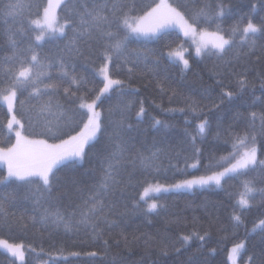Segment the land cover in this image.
Instances as JSON below:
<instances>
[{
	"label": "snow or ice",
	"instance_id": "snow-or-ice-1",
	"mask_svg": "<svg viewBox=\"0 0 264 264\" xmlns=\"http://www.w3.org/2000/svg\"><path fill=\"white\" fill-rule=\"evenodd\" d=\"M2 2L3 0H0V3ZM64 7L66 5L62 4L61 0H47L46 4L41 0H32L27 4L24 0H16L14 3L9 0L4 8L0 9L3 16L17 20L20 25L17 33L21 37L18 40L13 38L14 34L8 35L6 46L11 54L5 55L0 61V96L7 102L9 112L13 113L9 120V128L19 125L21 130L25 129V125L15 115L14 105L18 102L23 110L21 118L26 115L29 124L33 120L32 113L37 108L40 113L48 112L52 115L53 119L44 121L45 131L53 139H59V143L48 144L43 140H28L21 131H16V143L9 148H0V161L7 166L6 175L0 176V184L12 185L13 193L22 192L24 200L32 199L33 215L29 219L34 223L38 220L45 226L63 228L69 232L79 231L84 227L91 229L98 237L102 235L104 226L117 227L128 215L127 211H121L119 208L121 200L132 197L133 209L145 216L158 214L165 208V205L158 202L159 194L191 191L197 187L211 185L222 187L224 180L247 176L258 167L264 171V159L258 157L257 136L248 130L243 133L233 131V126L230 125L226 135L232 141L233 150L222 159L234 162L222 171H212L210 175L183 179L168 185H152L146 178L134 183L137 174L147 177L153 171H159L160 150L145 155L147 150L143 149L140 129L128 123L132 118L134 108L132 103L118 99L116 104L108 109L107 118L97 110L98 102L105 94L120 89V94L123 95L125 82L112 78L113 65L117 70L126 68L129 77L141 66L147 67L148 64H152L154 67L150 71L154 74L160 67V59L152 50L129 49V44L159 40L170 29H179L184 37L192 38L197 57L201 59L215 57L217 61L222 62L214 66L217 70L213 73L214 77H221L215 80V86L220 88L219 103L213 104L209 112L220 108L225 101L230 103L240 98L249 86L255 88V84L248 79L249 73L255 71L251 66L254 62L250 57L257 49V41L264 40V18L259 24L253 22L254 17L249 18L242 31L238 26L227 30L222 27L221 21L232 12V6L222 2L216 5L215 10L211 6H205L188 13L178 10L179 7H185L179 3L177 7H172L161 0V4L136 17L131 15L137 10L135 3L130 5L120 3L118 0H75L61 23L57 9ZM260 7L264 9V0H261ZM256 8L257 4H251L252 12H255ZM25 10L28 16L34 15L36 18L27 19ZM29 24L33 27L29 28ZM201 25L206 27L202 28ZM212 25H215L216 30L209 32L207 27ZM32 33H35L34 38ZM65 38H68L67 43L61 47L57 42ZM46 43L54 44L55 52L42 56L37 49ZM234 48L237 49L234 59H225ZM244 48L248 49L247 53H244ZM0 51H3V48H0ZM92 56L103 61L94 75H101L104 83L91 102H87L94 89L88 87L89 79L78 73L76 62L83 60L86 66H90L89 59ZM168 56L179 58L183 64L182 71L190 70L189 60L185 59L181 52H169ZM258 62L259 58L255 63ZM53 68L57 69V78L61 82L69 81L71 85H76V91H70L69 88L63 90L70 107H65L57 98L60 94L59 84L44 82L53 79L51 72ZM225 78L228 79V84H225ZM255 78L261 81L260 86L264 89V69L259 71ZM232 83L236 85V91L227 90ZM158 86L162 87L160 84ZM25 92L28 95L25 100H21L20 97ZM45 96L48 97L47 100L43 99ZM77 100L80 101L79 105H76ZM30 101H36V104L31 108H25ZM186 103L191 111L204 114V109L196 100L188 98ZM256 103L264 105V96L255 98L250 106L254 107ZM178 111L184 112L185 109ZM117 112L119 119L114 118ZM144 114L145 108L141 104L139 111L135 113L138 123ZM248 115L250 125L246 126V129L247 127L254 129L258 118L261 132L264 133V108L259 117L255 111ZM85 116L86 120L80 131L74 135L69 134ZM151 127L160 131L161 128L166 129L168 125L161 120H155ZM197 128L198 136L203 142L211 131L210 120L207 118L202 120ZM185 133L187 134V130ZM62 136L67 138L60 139ZM219 138L218 124L214 139ZM196 140L197 136H193L191 151L192 156L198 158V164L204 150L196 146ZM33 145H39L40 148L36 150L27 147ZM176 155L178 157L180 153ZM189 158L191 157L186 156L185 160ZM86 159L91 161L93 166L81 172L79 168L83 167ZM197 164L186 163L185 168H195ZM212 167V164L207 166L209 170ZM60 168L67 169L68 173L62 178L56 175ZM256 183L255 179L243 181L244 192L236 201L230 216L236 227L243 223V212L251 209L254 195L264 196V187L258 189L255 187ZM143 184H147V187L143 188L137 201L134 193L129 190ZM149 192L157 194V198L151 199V202H148ZM141 203L147 204V207H141ZM2 208L3 202L0 201V209ZM22 219L23 217L13 220L4 213L0 216V227L11 229L14 225L26 226L21 224ZM256 229L264 233V219L254 224L252 230ZM193 238H198L203 246L208 233L200 235L193 232L182 235L180 237L182 246H190L189 242ZM0 245H3L13 257L24 261L21 245L9 244L5 240H0ZM168 248L169 246H164L162 255H169ZM171 250L176 254L181 251L180 248ZM242 250L247 251L246 241L233 245L229 259H233ZM89 255L95 257L97 253L92 252ZM111 264L123 262L114 258ZM189 264H192L191 258ZM198 264L207 262L200 261ZM247 264H264V250L259 253L258 260L255 253L250 255Z\"/></svg>",
	"mask_w": 264,
	"mask_h": 264
},
{
	"label": "trees",
	"instance_id": "trees-1",
	"mask_svg": "<svg viewBox=\"0 0 264 264\" xmlns=\"http://www.w3.org/2000/svg\"><path fill=\"white\" fill-rule=\"evenodd\" d=\"M9 2L3 0L0 3V9ZM16 2V0H11ZM32 2V0H24V3ZM46 4L47 0H41ZM120 3H128L137 6V10L131 15H143L152 9L158 0H118ZM173 6L177 7L178 3L185 7H179L178 10L191 13L205 6H211L215 10L216 5L221 2L225 5L232 6V12L225 16L221 21L222 27L231 30L233 27H239L242 31L243 27L248 23L249 18H253V22L259 24L264 18V9L260 7L261 0H168ZM75 0H64L62 4L66 7L58 8L57 13L60 22L68 15L69 9L73 7ZM257 4L255 12L251 11V4ZM34 12L35 9H32ZM42 12V9H41ZM27 19H35L34 15L28 16ZM20 27L16 19L5 17L0 14V61L5 55H10L7 44V37L14 34L13 38L20 39L17 29ZM32 28V25H28ZM201 27H206L201 25ZM208 31H215V25L207 27ZM33 38L35 33H32ZM71 32H69V38ZM65 38L57 43L62 47L67 43ZM239 41V37H237ZM184 44L186 51V59L189 60L190 70L182 71L183 66L168 57V52ZM140 48L142 50H152L160 59V67L154 74L150 69L154 66L148 64L147 67L141 66L135 70V74L129 77L126 68L117 70L112 66V78L125 82L123 95L121 90L116 89L105 94L99 101L98 111L107 118L108 109L116 104L117 100H123L125 103H132V118L128 123H132L141 131L140 140L143 142V149H146L145 155L160 150V168L159 171H153L147 177L137 174L136 181H143L145 178L148 183H174L178 180L187 179L197 176H205L211 174L212 171H220L228 167L234 160H225L232 152V141L228 139L226 130L229 126H233V131L243 133L248 130L257 136L256 146L258 148V157L264 159V133L261 132L260 120L257 118L255 128L247 127L250 125L249 113L255 111L257 116L262 112L264 105L253 104L255 98L264 96V89L261 88V81L257 73L264 69V40L257 41V49L250 57L254 63L251 65L255 71L249 73L248 79L255 84V88L249 86L248 90L238 99L225 103L218 109L209 112L208 110L213 104L219 103L220 88L215 86V80L220 79L219 76H213L217 70L214 66L222 63L217 61L215 57L212 59H201L194 54L193 47L190 42L182 37L175 29H170L167 34L163 35L159 40H153L147 43H131L129 49ZM37 51L42 56H47L55 52V45L52 43L43 44ZM237 49H232L225 56V59H234ZM244 53L248 52L244 48ZM259 58V62L255 63ZM243 62V61H242ZM78 73L86 76L90 83L89 88H93L87 102L102 88L103 81L94 75L103 63L102 59L92 56L89 59V65L86 66L83 60L77 62ZM131 66V65H129ZM53 74L52 80H45V83L59 84L60 103L65 107H70L64 97V88L70 91H76V85H71L69 81L61 82L57 77V69H51ZM255 78V79H254ZM225 84L229 81L224 80ZM162 85V87L158 86ZM163 89V90H162ZM207 90V91H205ZM236 91L234 83L227 89ZM31 91V89H29ZM81 91H84L81 89ZM79 94V93H78ZM28 93L25 92L20 97L25 100ZM188 98L196 100L200 107L204 109V114H198L189 109L186 103ZM47 100L48 97H43ZM80 101H76L79 105ZM36 101H30L25 108H31ZM141 104L145 108V114L141 117V122H137L135 113L139 111ZM15 115L21 123L25 125L22 133L30 138H40L49 142H58L59 139H53L50 134L45 131V120H51L54 117L48 112L40 113L37 108L33 115V120L29 124L27 116L21 118L22 109L18 102L15 103ZM175 109L177 111H170ZM185 109L184 112L178 111ZM115 119H119L117 112ZM209 119L211 131L207 139L201 142L198 136L197 125L204 119ZM86 116L79 121L78 126H74V130L69 134L74 135L83 127ZM155 120H161L168 125L166 129L161 128L160 131L152 128L151 125ZM8 113L6 107L0 102V146L8 147L14 143V136L7 131ZM220 131L219 140L214 137ZM159 127V126H158ZM187 130V134L185 133ZM135 135V133H133ZM197 136L196 146L203 148V156L199 158L197 164L196 157L192 156L191 144L192 137ZM66 136L60 139H66ZM155 144V147H153ZM139 147V145H138ZM142 149V150H143ZM91 152L92 150L89 149ZM176 153H180L177 157ZM191 157L185 160V157ZM197 164L195 168H185V164ZM212 164L209 170L207 166ZM218 165V166H216ZM93 163L89 160L83 162V167L79 171L89 169ZM5 167L0 165V176L5 175ZM67 169L60 168L56 175L64 177L67 175ZM246 179H255L256 188L264 187V171L259 167L254 171H250L247 176H239L235 179H227L222 182V187H204L191 191H179L174 193L159 194L158 202L165 205V208L158 214L143 215L141 212L133 209V198L121 200L119 208L121 211H127L126 215L117 227L104 226L103 233L96 236L91 229L81 227L79 231H65L63 228H55L45 226L29 219L32 215L33 201L32 199L24 200L23 193H13L12 185L0 184V201L3 202V208L0 209V216L4 213L13 220L23 217L21 224L26 226L14 225L11 229L0 227V238L11 243H21L28 248L37 250L33 252L29 250L25 256L23 264H111L114 258L123 262V264H189L191 258L192 264H198L200 261H206L207 264H229L227 259L228 250L231 245L246 241L247 251H243L239 258L240 262L248 260L253 253L256 254L257 260L261 250H264V241L262 236L264 233L260 229L253 231V226L260 219H264V196L255 194L252 198V207L250 210L243 212V223L236 227L230 220L233 213L234 205L239 199L241 193L244 192L243 181ZM147 184L137 186L130 192L134 193L135 200L139 201L140 193ZM39 195V193H37ZM15 197V198H13ZM157 195L150 197L156 199ZM141 207L146 208L147 204L141 203ZM115 219V217H112ZM193 232L203 235L208 233V238L203 246L198 238H193L188 245H183L180 240L182 235H189ZM125 237L127 243H125ZM107 242V243H105ZM169 246V255H162L164 246ZM172 248H180L179 254L172 251ZM96 252L97 256L92 257L89 253ZM107 253V256H105ZM75 254V255H73ZM13 260L0 249V264H13ZM14 264H17L14 262Z\"/></svg>",
	"mask_w": 264,
	"mask_h": 264
},
{
	"label": "rangeland",
	"instance_id": "rangeland-1",
	"mask_svg": "<svg viewBox=\"0 0 264 264\" xmlns=\"http://www.w3.org/2000/svg\"><path fill=\"white\" fill-rule=\"evenodd\" d=\"M64 0H61V3L63 2ZM47 3V2H46ZM164 3H166V4H169V5H171L169 2H168V0H164ZM158 4H161V0H158V3L156 4V5H158ZM156 5L153 7V8H155L156 7ZM172 6V5H171ZM173 7V6H172ZM58 10V9H57ZM151 10V9H150ZM149 10V11H150ZM144 15V14H143ZM138 16H142V15H136V17H138ZM62 23V22H61ZM175 30H177L181 35H182V37L184 38V39H186V40H188L189 42H190V44L192 45V47H193V51H194V54L196 55V51H195V44H193V41H192V38L191 37H184V35H183V33L182 32H180L179 31V29H175ZM209 32H212V31H209ZM197 39H198V37H197ZM186 51H187V49L185 48V46H184V44H182V45H179L177 48H175V49H173V50H171V51H169V52H173V53H175V52H181L183 55H184V58L186 59ZM168 52V53H169ZM169 57V56H168ZM171 60H173V61H177V62H179L182 66H183V64H182V62L179 60V58L178 57H169ZM99 69V68H98ZM102 81H103V77L101 76V75H97ZM114 79V78H113ZM104 83V82H103ZM102 87H103V85H102ZM0 102L6 107V109H7V113H8V121H7V131H8V133L9 134H11V135H13L14 136V143L12 144V145H14L15 143H16V140H17V137H16V131H21L22 132V130L19 128V125H15L14 127H12L11 129L9 128V120H11V117H12V114L13 113H10L9 112V109H8V104H7V102H5V101H3V99H2V96H0ZM22 135L23 136H25L23 133H22ZM28 140H32V141H41V140H43V141H46L48 144H55V143H59V141L58 142H49V141H47V140H44V139H40V138H30V137H27V136H25ZM11 145V146H12ZM11 146H8V147H1L0 146V148H9V147H11ZM27 147H31V148H33V149H36V150H38L39 148H40V146L39 145H33V146H27ZM0 165L1 166H3V167H5V169H6V171H7V166H6V164H4L3 163V161H0ZM223 170V169H222ZM222 170H220V171H222ZM5 175H6V173H5ZM210 175V174H209ZM197 177H199V176H197ZM192 178V177H191ZM191 178H187V179H191ZM183 180V179H182ZM178 181H180V180H178ZM178 181H176V182H178ZM176 182H174V183H176ZM174 183H169V184H174ZM150 184H152V185H155V184H163V185H168V184H164V183H150ZM211 186H214V187H217V186H215V185H211ZM145 187H147V185L145 186ZM204 187H209V186H204ZM204 187H197V188H204ZM197 188H195V189H197ZM184 191H188V190H184ZM142 192H143V190H142ZM153 195H157V194H155V193H152V192H149L148 193V197L150 198L151 196H153ZM148 202H151V200H148ZM0 240H5V239H1L0 238ZM5 241H7V240H5ZM9 244H13V245H21L22 246V251H23V253H24V260H25V256H26V254H27V252L29 251V250H31V251H33V252H38L37 250H34V249H31V248H28V247H26L25 245H23V244H21V243H11V242H9V241H7ZM240 242V241H239ZM239 242H237V243H239ZM236 244V243H235ZM234 245V244H233ZM233 245H231L230 246V248H229V250H228V254H227V259H228V262H229V264H247V261L248 260H246L245 262H240V260H239V258H240V256H241V253L243 252V250L240 252V253H237L234 257H233V259H229V252H230V249L233 247ZM0 249L1 250H3L14 262H16L17 264H23V262L24 261H20L19 259H17L16 257H13L12 255H11V253H9L8 251H7V249L3 246V245H0ZM40 264H47V262H42V263H40Z\"/></svg>",
	"mask_w": 264,
	"mask_h": 264
}]
</instances>
